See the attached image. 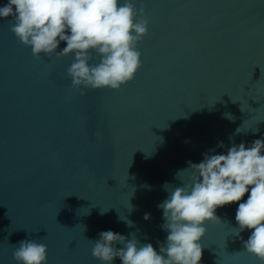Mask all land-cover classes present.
<instances>
[{
  "label": "water",
  "instance_id": "obj_1",
  "mask_svg": "<svg viewBox=\"0 0 264 264\" xmlns=\"http://www.w3.org/2000/svg\"><path fill=\"white\" fill-rule=\"evenodd\" d=\"M134 2L148 32L119 90L73 88L74 54L37 58L0 18V264H17L25 239L47 246L46 264H102L92 241L108 230L159 251L164 185L182 186L189 161L264 138V0ZM237 208L204 225L200 264H261L242 247L251 230L234 235Z\"/></svg>",
  "mask_w": 264,
  "mask_h": 264
},
{
  "label": "clouds",
  "instance_id": "obj_2",
  "mask_svg": "<svg viewBox=\"0 0 264 264\" xmlns=\"http://www.w3.org/2000/svg\"><path fill=\"white\" fill-rule=\"evenodd\" d=\"M9 17L10 31L31 47L35 57L74 54L67 75L77 90L82 86L119 90L141 67L137 45L147 35L148 20L134 0H8L0 7V18ZM61 42L66 46L57 51ZM236 131L241 132L240 128ZM219 146L224 147L223 142ZM262 153L264 138L248 147L243 142L234 144L226 154H205L200 163L189 161L188 167L176 174V179L187 174L182 186L169 192V184L164 185L169 194L158 207L163 209L161 228L167 237L166 242H158L159 251L151 243L142 244L134 233L129 239L108 230L100 232L99 239L90 240L93 257L102 264H112L116 258L122 264H200V241L207 232L204 225L222 223L217 208L238 203L235 219L239 227L234 228V235L240 237L246 229L251 230L243 250L264 264ZM246 194L247 200L240 203ZM144 219H151V214L145 213ZM116 244L122 247L116 248ZM12 255L17 264H46L47 246L25 239L14 247Z\"/></svg>",
  "mask_w": 264,
  "mask_h": 264
}]
</instances>
